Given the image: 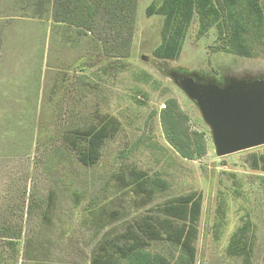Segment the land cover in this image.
Wrapping results in <instances>:
<instances>
[{"label":"rangeland","instance_id":"rangeland-1","mask_svg":"<svg viewBox=\"0 0 264 264\" xmlns=\"http://www.w3.org/2000/svg\"><path fill=\"white\" fill-rule=\"evenodd\" d=\"M51 1L0 0V225L25 226L13 245L0 238V264H91L102 240L192 192L203 196L195 264H244L229 255L228 245L247 212L259 237L252 264H264V173L248 163L264 146L218 157L197 105L173 78L197 73L201 82L222 83L264 76V52L251 59L213 54L216 32L198 37L194 19L180 59H157L163 18L147 16L153 0H139L131 55L116 61L105 55L97 34L80 37L55 23ZM171 98L192 135L205 143V155L195 160L182 158L165 140L159 112ZM99 116L118 119L121 130L98 164L83 167L62 135ZM132 166L164 177L170 190L155 204H143L118 182ZM234 179L245 183V196L234 198ZM220 192L228 194L229 206L216 231ZM30 193L52 207L49 221L28 219ZM152 248L173 249L162 242Z\"/></svg>","mask_w":264,"mask_h":264},{"label":"trees","instance_id":"trees-1","mask_svg":"<svg viewBox=\"0 0 264 264\" xmlns=\"http://www.w3.org/2000/svg\"><path fill=\"white\" fill-rule=\"evenodd\" d=\"M50 3L55 23L76 29L80 37L97 34L103 52L111 59L121 61L130 57L139 0H52ZM153 15L163 18L161 43L153 51L157 59H180L194 19L199 25L198 37L207 36L212 30L216 32L211 47L213 54L251 59L264 52V0H153L147 16ZM164 105L159 118L167 143L184 159L195 160L205 155V143L190 132L177 100L168 99ZM120 130L118 119L99 116L95 124L65 131L62 142L71 148L80 165L93 167L102 159L105 144ZM248 163L254 171L264 173V153L252 152ZM118 182L145 205L155 204L171 188L164 177L151 176L136 166L120 173ZM233 183L234 198L245 196L243 180L234 179ZM228 197L220 192L216 231L225 223ZM28 201V219L39 215L43 221H49L52 213L49 204L33 193ZM202 209L203 196L198 192L168 199L135 220L115 239L102 240L94 249L91 264H195ZM8 224L0 225V238L13 245L22 240L25 226ZM252 224V215L247 212L229 240V255L240 258L244 264H252L258 246L259 237ZM160 242L173 248L172 254L152 248Z\"/></svg>","mask_w":264,"mask_h":264},{"label":"water","instance_id":"water-1","mask_svg":"<svg viewBox=\"0 0 264 264\" xmlns=\"http://www.w3.org/2000/svg\"><path fill=\"white\" fill-rule=\"evenodd\" d=\"M173 78L197 105L218 157L264 146V76L231 77L225 85L201 82L197 73Z\"/></svg>","mask_w":264,"mask_h":264},{"label":"flooded vegetation","instance_id":"flooded-vegetation-1","mask_svg":"<svg viewBox=\"0 0 264 264\" xmlns=\"http://www.w3.org/2000/svg\"><path fill=\"white\" fill-rule=\"evenodd\" d=\"M230 78H231V77H230ZM230 78H228V79H230ZM225 79H227V78H225ZM225 79H224V80H225ZM228 79L225 80L224 82H222L221 85H225V84L228 82Z\"/></svg>","mask_w":264,"mask_h":264}]
</instances>
